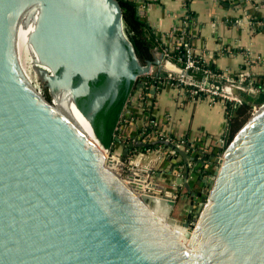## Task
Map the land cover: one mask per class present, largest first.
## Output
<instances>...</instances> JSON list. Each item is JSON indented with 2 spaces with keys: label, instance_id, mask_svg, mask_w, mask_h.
<instances>
[{
  "label": "water",
  "instance_id": "water-1",
  "mask_svg": "<svg viewBox=\"0 0 264 264\" xmlns=\"http://www.w3.org/2000/svg\"><path fill=\"white\" fill-rule=\"evenodd\" d=\"M151 67L137 61L116 0H0V264H264V111L209 166L167 141L117 134L114 157L94 134L102 106L84 111L72 80L106 75L110 106L122 81ZM158 144L185 166L183 221L172 216L179 190L139 188L148 171L123 176L136 150ZM188 161L207 169L198 199Z\"/></svg>",
  "mask_w": 264,
  "mask_h": 264
},
{
  "label": "crops",
  "instance_id": "crops-1",
  "mask_svg": "<svg viewBox=\"0 0 264 264\" xmlns=\"http://www.w3.org/2000/svg\"><path fill=\"white\" fill-rule=\"evenodd\" d=\"M135 1L138 16L164 47L171 50L184 39H191L184 50L191 51L194 58L213 66L218 73L206 70L209 87L220 86L231 97L247 104L264 95V0ZM185 27L189 28L188 34L183 30ZM162 53L160 48L152 50L151 70L157 69L159 80L153 86L149 84L151 90L146 100L144 96L139 100L142 96L138 89L135 91L139 94L128 101L120 116L119 129L125 137L133 139L142 131L144 135L145 127L150 126L148 140H154L158 132L164 134L189 157L216 152L229 136L228 120L233 115L227 104L232 107L236 104L164 85L165 75L161 77L163 71L159 70L160 61H164ZM168 66L165 69H171ZM143 85L148 87L147 83ZM136 98L143 101L146 110L136 109L133 103ZM136 112L141 116H135ZM163 166L160 168L165 171Z\"/></svg>",
  "mask_w": 264,
  "mask_h": 264
},
{
  "label": "trees",
  "instance_id": "trees-1",
  "mask_svg": "<svg viewBox=\"0 0 264 264\" xmlns=\"http://www.w3.org/2000/svg\"><path fill=\"white\" fill-rule=\"evenodd\" d=\"M116 1L119 3L122 12L124 35L128 42L131 44L137 61L142 66L153 62L151 52L154 48H160L167 55V60H169L172 64L176 65L177 67L184 66V49L185 47L190 45L191 39H184V41L181 42L179 46L174 47L171 50L167 49L162 45L160 39L144 21V19L138 16L137 3L135 0ZM186 22L188 23V21ZM183 30L187 34L189 33L188 27L183 28ZM196 61V66L198 67V69L189 71V75L194 81H200L204 75V71L206 70H210L214 75L218 74L213 66H206L204 63H202L201 60L196 59ZM102 78L103 76H100V81L98 83L101 82ZM98 83L96 85H98ZM133 90H135L134 84L130 85L129 88H126L123 85L119 90L116 100L110 106H108V104L106 103L104 107L100 111H98L93 118L92 126L94 134L100 141L101 145L106 149L110 150L111 147L116 146V144L114 143V136L115 134H117L116 128L119 127L120 116L124 108L128 104L129 97ZM252 101L260 106L264 103V95H260L257 100L253 99ZM227 105L229 113L233 115L228 120L229 136L232 139L235 133L248 120L252 104L241 102L234 107H232V105H230L229 103ZM151 131L152 129L146 128L143 136L148 137V134L151 133ZM152 148L154 147H148L147 149Z\"/></svg>",
  "mask_w": 264,
  "mask_h": 264
},
{
  "label": "rangeland",
  "instance_id": "rangeland-1",
  "mask_svg": "<svg viewBox=\"0 0 264 264\" xmlns=\"http://www.w3.org/2000/svg\"><path fill=\"white\" fill-rule=\"evenodd\" d=\"M163 60L166 61L164 58H163ZM164 61H162V60L160 61L159 70L165 72L166 69L164 66H166V65H165ZM156 71H157V69L156 70L152 69L148 75L145 74V76H142L143 84L147 83L148 87H144V85H143L142 88L138 89V92H140V95L142 96V97L138 98L139 100H141L143 98V96L146 100V94H148V91L151 90V88H150L151 85L149 86V84L151 83L153 86V84L159 80ZM167 73L168 72L164 73L165 76L162 79V80H164V83H163L164 85L168 84ZM150 81H152V82H150ZM248 84H249V82H248ZM170 88H172L171 85H170ZM246 89L249 90V85L246 87ZM37 90L44 93V91L42 90V88L40 86H37ZM137 94H139V93H135L133 95L136 96ZM46 95L52 101L51 96L49 94H46ZM233 98H235V97H233ZM139 100H137V98H136L133 101L134 105H136V109L137 110H141V109L146 110V109H143V107H144L143 101H139ZM128 101L129 102L131 101L130 98ZM146 102H145V107L147 108L148 105L146 104ZM51 105L53 106L52 107L53 111L56 113L53 103ZM258 109H259V107H258L257 103L253 102L248 119H250L252 116H254V114L258 111ZM134 115L135 116H141V113L139 115V113L136 112ZM147 127L149 128L150 126H146L145 129ZM116 131H117V135H119L118 138L121 139V142L128 143V142L132 141V139H130L129 137H125L124 132L122 130H120L119 127L116 129ZM142 133H143V131H142ZM142 133L138 134V136H136V137H142V139H140V140L145 141V142L153 141L152 139L148 140V137L143 136ZM155 135H156V138L154 140H162V141L166 140V136H163L164 134H161L158 132ZM230 139H231L230 136H228L227 139L225 140V142L222 144V147H220L222 149V151L228 146ZM214 153H217V151ZM119 154H120V150L118 149V146H115V148L113 149V156L118 157ZM192 155L193 154H191L190 157H192ZM206 155L211 157L206 152H200V156H198L199 158L196 155H193V156H196L200 160V159H203L204 157H206ZM175 156H176V154L174 153V151L170 150L169 147H167V146H163L162 144H158L157 146H155L152 149H146V150L138 149L135 151V153L133 155H131L130 164L128 166H126V168H124L123 176H126L127 170H132L136 173L142 172V170L144 172L148 171L149 174L144 173V176H143L145 178V182H146L145 185L147 187L150 185H157L158 187H164L165 189H173V190L177 189V190H179L183 199H179V198L177 199L176 207L172 211V216L177 220L183 221V219L186 216V210L188 207V196L185 193L184 188L182 186H180L179 188H176L175 184H176V179L177 178H183L186 175V172H185L184 163L181 160H179L178 158H176ZM170 157H173L174 160L169 161ZM164 161H166V163H164ZM188 163H189L188 164L189 167H191V170L188 172L189 173L188 177L195 179L198 175H201L199 173V171H200L199 165H197L193 162H190V161H188ZM162 166L166 170H168V171L170 170V174L158 172L159 169L162 168ZM203 178H206V177L204 176ZM149 188H151V187H149ZM161 192H163V191H161Z\"/></svg>",
  "mask_w": 264,
  "mask_h": 264
},
{
  "label": "built area",
  "instance_id": "built-area-1",
  "mask_svg": "<svg viewBox=\"0 0 264 264\" xmlns=\"http://www.w3.org/2000/svg\"><path fill=\"white\" fill-rule=\"evenodd\" d=\"M162 57L166 60L165 65L167 64L171 67V69L167 68L164 72L169 73H167L168 84L173 85L175 89H185L191 95L203 94L211 99H221L223 101H227L236 105L240 104L239 100L231 97L227 92H224V90L220 88V86L216 88L209 87V84L207 82V74H209L208 71H204V76L201 78L200 81L197 82L192 79V77L189 75V71L197 70L198 67L196 66L197 61H195V58L191 55V51H185L184 66L178 67V69L173 67L176 65L172 64L169 60H167V55L165 53H162ZM173 68L176 71L173 70ZM150 72L151 68L149 69L146 75H148ZM165 141L174 145V147L176 148L178 147L177 143H174L169 139H166Z\"/></svg>",
  "mask_w": 264,
  "mask_h": 264
},
{
  "label": "flooded vegetation",
  "instance_id": "flooded-vegetation-1",
  "mask_svg": "<svg viewBox=\"0 0 264 264\" xmlns=\"http://www.w3.org/2000/svg\"><path fill=\"white\" fill-rule=\"evenodd\" d=\"M100 76H103L102 80L100 83H98L100 81ZM142 77L138 78V80L136 82H131L130 85L134 84V88H136V84L139 82L140 84H143L142 82ZM86 82L87 85H88V91H84L82 92L81 88H82V85L83 83ZM82 81L81 79H78V78H74L72 80V83H71V86H72V89L75 90V92L78 94V97H77V102H78V105L84 110V111H87L89 110L90 108L92 107H97V106H102V108L104 107V105L106 103H108V98L105 97V91L107 90V87L109 85V78L106 76V75H100L98 73H94L92 74V76L89 78V80L87 81ZM98 83V85H96ZM125 86L126 88L127 85L125 84L124 81L121 82L120 85H118L117 87V96H118V93H119V90L122 86ZM130 87V86H129ZM116 96V98H117ZM116 100V99H115ZM123 144H129V143H133V141L131 142H128V143H124L122 142ZM170 144V143H169ZM119 149V147H118ZM120 150V149H119ZM217 153H215V156H216ZM107 154H105V158H106ZM197 157L200 156V155H196ZM211 156V154H210ZM193 157V156H192ZM199 158V157H198ZM197 158V159H198ZM201 161H209L208 162V165L210 164V157L208 155H206V157H204L203 159H200ZM212 162V161H211ZM199 168H200V171L199 173H201L203 170L206 171L207 169L206 168H202L200 165H199ZM208 168V167H207ZM212 169V167H211ZM211 171V170H210ZM207 172H205V174L203 175H198L195 179L192 180L191 182V187H190V192H193L194 195H196V199H198L199 197L197 196H203V190H204V193H205V189L203 188V186L201 185H197L196 183L197 182H200L199 179L200 178H203L204 176L207 177ZM205 179V178H203ZM143 182L145 183V181L143 180ZM201 184V182H200ZM188 198H189V193L187 194ZM186 214H187V210H186Z\"/></svg>",
  "mask_w": 264,
  "mask_h": 264
},
{
  "label": "bare ground",
  "instance_id": "bare-ground-1",
  "mask_svg": "<svg viewBox=\"0 0 264 264\" xmlns=\"http://www.w3.org/2000/svg\"><path fill=\"white\" fill-rule=\"evenodd\" d=\"M51 103H52V101H51ZM263 111H264V106L259 107L258 111L254 114V116L251 117V119L248 122V124L253 122ZM106 154H107V152H106ZM104 160L106 162L110 161V165L113 164V163L115 164L116 161H117L115 158H113V157L111 158L110 156H108V154H107L106 158H104ZM139 188H141V189H143V188L145 189L146 188L145 183L141 179H140V182H139Z\"/></svg>",
  "mask_w": 264,
  "mask_h": 264
}]
</instances>
